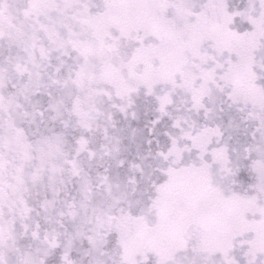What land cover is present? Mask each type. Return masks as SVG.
Wrapping results in <instances>:
<instances>
[{
	"label": "snow or ice",
	"instance_id": "1",
	"mask_svg": "<svg viewBox=\"0 0 264 264\" xmlns=\"http://www.w3.org/2000/svg\"><path fill=\"white\" fill-rule=\"evenodd\" d=\"M0 264H264V0H0Z\"/></svg>",
	"mask_w": 264,
	"mask_h": 264
}]
</instances>
